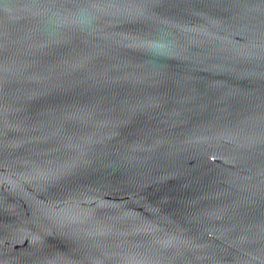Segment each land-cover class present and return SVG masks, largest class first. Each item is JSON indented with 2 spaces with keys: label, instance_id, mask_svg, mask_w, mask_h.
<instances>
[{
  "label": "water",
  "instance_id": "water-1",
  "mask_svg": "<svg viewBox=\"0 0 264 264\" xmlns=\"http://www.w3.org/2000/svg\"><path fill=\"white\" fill-rule=\"evenodd\" d=\"M0 264H264V0H0Z\"/></svg>",
  "mask_w": 264,
  "mask_h": 264
}]
</instances>
